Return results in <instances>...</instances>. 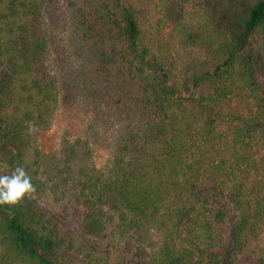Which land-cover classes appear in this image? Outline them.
<instances>
[{
	"label": "trees",
	"instance_id": "trees-1",
	"mask_svg": "<svg viewBox=\"0 0 264 264\" xmlns=\"http://www.w3.org/2000/svg\"><path fill=\"white\" fill-rule=\"evenodd\" d=\"M63 2L70 83L118 131L102 167L83 138L39 150L55 28L45 0H0V175L35 188L0 205V264H116L87 237L109 232L138 264H264V0ZM43 193L81 206L79 232Z\"/></svg>",
	"mask_w": 264,
	"mask_h": 264
},
{
	"label": "rangeland",
	"instance_id": "rangeland-1",
	"mask_svg": "<svg viewBox=\"0 0 264 264\" xmlns=\"http://www.w3.org/2000/svg\"><path fill=\"white\" fill-rule=\"evenodd\" d=\"M45 1L46 20L55 28L49 64L63 87L60 89V101L53 120L49 127L36 135L35 144L43 152H57L65 138L72 140L83 138L90 142L94 149L95 165L102 167L106 164L110 144L117 134V124H112V119L104 114L102 105L82 95L70 83L69 73L75 63L71 43L73 38L71 16L63 0ZM63 82H65L64 85ZM38 199L44 209L62 218V224L67 230L79 232V220L83 211L81 206L72 202L58 203L49 193L41 194ZM87 237L91 243L96 245L100 253L108 255L116 264L139 263L138 260L136 262V257L132 256L129 249L131 244L119 239L115 233L109 232L99 237Z\"/></svg>",
	"mask_w": 264,
	"mask_h": 264
},
{
	"label": "clouds",
	"instance_id": "clouds-1",
	"mask_svg": "<svg viewBox=\"0 0 264 264\" xmlns=\"http://www.w3.org/2000/svg\"><path fill=\"white\" fill-rule=\"evenodd\" d=\"M35 191L32 178L24 166H17L11 174L0 175V205H14Z\"/></svg>",
	"mask_w": 264,
	"mask_h": 264
}]
</instances>
